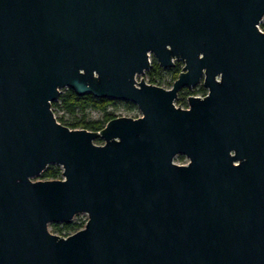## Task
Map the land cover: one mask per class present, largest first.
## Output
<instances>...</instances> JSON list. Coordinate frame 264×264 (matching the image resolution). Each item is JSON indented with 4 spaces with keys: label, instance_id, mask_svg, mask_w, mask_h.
<instances>
[{
    "label": "water",
    "instance_id": "95a60500",
    "mask_svg": "<svg viewBox=\"0 0 264 264\" xmlns=\"http://www.w3.org/2000/svg\"><path fill=\"white\" fill-rule=\"evenodd\" d=\"M263 19L264 0H0V264H264ZM152 55L184 63L170 89L137 80ZM64 88L141 116L70 129ZM50 165L63 179L34 180Z\"/></svg>",
    "mask_w": 264,
    "mask_h": 264
},
{
    "label": "trees",
    "instance_id": "16d2710c",
    "mask_svg": "<svg viewBox=\"0 0 264 264\" xmlns=\"http://www.w3.org/2000/svg\"><path fill=\"white\" fill-rule=\"evenodd\" d=\"M261 29L264 31V22L260 23ZM182 63L178 62L173 68L163 69L157 62L154 60V63L150 70H148L149 82L160 87H164L162 84V73L164 71L169 72L171 77V85L173 86L174 81L178 78L179 74L182 72ZM207 94V89L203 84L198 85L194 89H182L179 92L178 103L179 105L183 104L187 107V99L189 96H205ZM122 102L113 99H103L97 98L94 95L88 93L84 96H79L70 88H67L64 92H61L60 97L52 103V109L54 114L60 109L65 112L64 115L58 117L57 121L62 125L69 127L70 129H86L89 131H100L106 124L114 118L120 117L115 113L114 110L109 109L113 105ZM127 104V103H126ZM129 104V103H128ZM136 109L134 104H130V109ZM89 109L98 110L102 113V118L98 120H90L87 118V111ZM139 115L134 116L138 118ZM97 144H102L101 139L95 141ZM180 159H185L184 156L179 155ZM63 169L57 165H50L43 173L42 178L44 180H56L62 179ZM55 233L58 235H64V232H77L85 226V222H71L64 224H54Z\"/></svg>",
    "mask_w": 264,
    "mask_h": 264
},
{
    "label": "rangeland",
    "instance_id": "374dc122",
    "mask_svg": "<svg viewBox=\"0 0 264 264\" xmlns=\"http://www.w3.org/2000/svg\"><path fill=\"white\" fill-rule=\"evenodd\" d=\"M263 22H264V20H263ZM154 60L156 61V58L152 55L151 56V64L153 65V63H154ZM178 62H181V61H176L175 63H178ZM182 63V65H181V67H182V69H183V67H184V63L183 62H181ZM145 80L147 83H150L149 82V75H148V72L146 71L145 73H143L142 75H140V76H138L137 77V80L138 81H140V80ZM161 82H162V84L164 85V87L163 88H166V89H170L171 87H172V85H171V77H170V74H169V72H166V71H164L163 73H162V80H161ZM196 88V87H195ZM67 88H64V89H62L61 90V92H64L65 90H66ZM192 89H194V88H192ZM178 98H179V96H178ZM178 98L176 99V101H175V104L177 105V106H179V103L177 102L178 101ZM127 103V104H126ZM129 103V104H128ZM130 104H133L132 102H129V101H122V102H119V103H117V105H113V106H111L109 109H111V110H114L115 111V113L117 114V115H119L120 117L121 116H127V117H133L134 118V116H137L138 115V113L140 114V116H141V113H140V111H139V109L137 108V106H136V109L135 108H133V109H130ZM180 107H183V108H186L185 107V105H184V103L183 104H181L180 105ZM65 114V112L63 111V110H58L57 112H56V114H55V116H56V118H57V116L58 117H60V116H62V115H64ZM87 118L88 119H90V120H98V119H101L102 118V113L100 112V111H98V110H94V109H89L88 111H87ZM103 144V143H102ZM175 162L177 163V164H186L187 162H188V159H180L179 158V156H177L176 158H175ZM63 179V178H62ZM34 180H44L43 178H42V174L41 175H39L38 177H36ZM86 217H88L87 216V214H85V213H81V214H78V215H76L75 217H74V221H77V222H81V221H84V219L86 218ZM58 224H62V223H58ZM54 223H50L49 224V231L51 232V233H54V234H56L54 231H55V229H54ZM58 235V234H57Z\"/></svg>",
    "mask_w": 264,
    "mask_h": 264
},
{
    "label": "built area",
    "instance_id": "2783aa9c",
    "mask_svg": "<svg viewBox=\"0 0 264 264\" xmlns=\"http://www.w3.org/2000/svg\"><path fill=\"white\" fill-rule=\"evenodd\" d=\"M264 20V19H263ZM263 22V21H262ZM259 28H260V30H262L261 29V27L259 26ZM263 31V30H262ZM203 97V96H202ZM177 106V105H176ZM180 107V106H179ZM183 108V107H182ZM186 108H188V105H187V107ZM138 115H139V117H140V114L138 113ZM63 177V176H62ZM87 220H88V217H86L85 219H84V222H85V224L87 223ZM72 222H74V219H73V221ZM71 234H73V232H68V233H66V232H64V235H60V236H63V237H67V236H69V235H71Z\"/></svg>",
    "mask_w": 264,
    "mask_h": 264
},
{
    "label": "flooded vegetation",
    "instance_id": "af4514ba",
    "mask_svg": "<svg viewBox=\"0 0 264 264\" xmlns=\"http://www.w3.org/2000/svg\"><path fill=\"white\" fill-rule=\"evenodd\" d=\"M176 64V63H175ZM173 68V67H172ZM164 69V68H163ZM170 69V68H169ZM201 85V84H200Z\"/></svg>",
    "mask_w": 264,
    "mask_h": 264
}]
</instances>
